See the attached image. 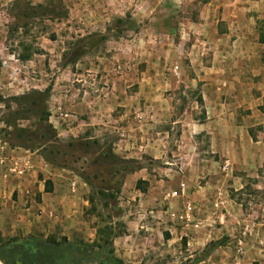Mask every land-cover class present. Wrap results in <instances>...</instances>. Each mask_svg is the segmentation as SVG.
Returning <instances> with one entry per match:
<instances>
[{
    "label": "rangeland",
    "instance_id": "rangeland-1",
    "mask_svg": "<svg viewBox=\"0 0 264 264\" xmlns=\"http://www.w3.org/2000/svg\"><path fill=\"white\" fill-rule=\"evenodd\" d=\"M210 1L0 0V143L31 154V200L48 189L57 213L43 219L18 199L21 177L0 176V232L51 231L93 250L88 264L99 226L111 232L108 264H264V101L255 111L240 85L264 62V20L242 22L249 38L233 42L235 24L206 18L222 11ZM112 87L118 104L99 105ZM40 111L54 142L40 137ZM106 148L134 150L141 165L112 200L95 188L109 184L95 162ZM211 240L221 243L203 254Z\"/></svg>",
    "mask_w": 264,
    "mask_h": 264
},
{
    "label": "crops",
    "instance_id": "crops-1",
    "mask_svg": "<svg viewBox=\"0 0 264 264\" xmlns=\"http://www.w3.org/2000/svg\"><path fill=\"white\" fill-rule=\"evenodd\" d=\"M245 1V0H244ZM247 4H240L239 5V2L235 3L234 2H227V1H217V0H212L210 1L209 3H207L209 6L213 7L214 6V9L216 8L217 10L220 9L219 7H221V13H216V11L214 13H211L209 14L207 17H209L211 19L210 22H213V23H217L218 21H225V23H229V24H235L234 25V31L237 30V32L233 33V34H229L227 36H230V37H234V39L236 40H232L233 42H236L237 40L238 41H245V40H248L249 37H247V35H244L243 33H241V27H242V22H244L243 24L246 25V24H249L250 23V19H252L253 21V18H254V21H256V25L257 24H260V22L262 20H264V3H262L261 0H255V1H245ZM207 5V6H208ZM212 24V23H210ZM223 37V35H219L218 38H221ZM254 41L257 45H264V41H261V38H259V36L257 37V35L254 36ZM222 39V38H221ZM230 39V38H229ZM225 40V38L223 39V41ZM226 51H224L223 49L221 51H219V55H224ZM250 55V54H249ZM260 56V55H259ZM258 56V57H259ZM250 65L246 64L245 61H242L240 62L239 64V69L238 71L240 70H243L242 72H248L249 70L251 71L252 69H249ZM253 81L250 80V82H242L243 84H240V85H244L245 89L247 90V92L251 91L252 90V98L255 100L254 102L256 103V106L258 107L257 109H255V111H259L260 112V106L262 105V102L264 101L263 99V96H264V81H263V77H264V62L261 61V59H258V63L257 65L254 64V67H253ZM248 77H246L247 79ZM128 85L126 84L125 85V89H127ZM115 87H112L110 88H107L109 91H108V95H107V99L104 102L102 101L99 105L101 104H109V103H112V104H118L117 102V96H115V93H116V90H114L112 92V90L114 89ZM228 88L230 89L231 88V85L228 86ZM91 90V89H90ZM84 93L83 95V99L86 97V95L88 96V93H89V90L88 89H84L82 91ZM91 92V91H90ZM127 92V90H126ZM128 94V93H126ZM130 97H128V95L126 96V103H128V99ZM259 100V101H258ZM87 102V100H84V106H83V112L84 113H88L89 116H86V118H95L97 120H99V117L101 116L102 113H104L103 111L101 112V110H95L94 108V105L96 104H93L94 102L91 101L92 103V106L88 105V104H85ZM127 105V104H125ZM85 106L88 107L90 110H88V112L86 111L85 109ZM255 106V108H256ZM94 108V110H93ZM216 116L218 119H223L226 114H227V109H226V106H224V101H222V104H221V108H219L217 111ZM84 120V118H83ZM125 142V140H124ZM125 147V145H123ZM213 147L217 146V144H213L212 145ZM115 153H119L117 150ZM142 153H144V150H142ZM136 153L134 152V150H127V151H124V150H120V154L121 156L123 157H126V158H131V157H134V158H138L137 155H135ZM23 155H26V154H23ZM27 159L29 160V165L31 166L29 168V170L23 174L22 176H20L21 178L18 179L20 180L18 182V199H22V198H25V201L28 202L29 198H30V203L33 204V206H36L38 207V210L40 211V216L44 218V214L46 213H55L57 214L56 212H54V208H51L49 207L46 202L44 201V197L47 196V195H50V193H48L47 191L44 192L41 190V188L39 187L38 188V191H40V194H39V197H40V202L39 203H34L33 200H31V195L33 194L32 193V186H33V182L31 181V179L27 176V175H30V173L32 172L33 170V162H32V159H31V154H27ZM143 169V168H142ZM141 169V170H142ZM1 173V171H0ZM132 173H129L127 174L125 177H127V180L129 179L128 177L131 176ZM126 179V178H125ZM1 181V179H0ZM41 186V184H39ZM26 191L27 194H23V191ZM24 191V192H25ZM25 196V197H24ZM39 216V217H40ZM57 216V215H55ZM38 217V216H37ZM50 225V224H49ZM18 228V227H17ZM20 229V228H18ZM33 228H29L28 230H31ZM35 230V229H33ZM37 231H41V230H37ZM42 232V231H41ZM43 233V232H42ZM46 233H50L53 235V232H45L43 234H46Z\"/></svg>",
    "mask_w": 264,
    "mask_h": 264
},
{
    "label": "flooded vegetation",
    "instance_id": "flooded-vegetation-1",
    "mask_svg": "<svg viewBox=\"0 0 264 264\" xmlns=\"http://www.w3.org/2000/svg\"><path fill=\"white\" fill-rule=\"evenodd\" d=\"M93 258V250L50 233L18 228L0 232V264H88Z\"/></svg>",
    "mask_w": 264,
    "mask_h": 264
},
{
    "label": "trees",
    "instance_id": "trees-1",
    "mask_svg": "<svg viewBox=\"0 0 264 264\" xmlns=\"http://www.w3.org/2000/svg\"><path fill=\"white\" fill-rule=\"evenodd\" d=\"M261 23V22H260ZM261 41H264V35L261 36ZM37 94H41L37 92ZM30 105L34 107H39V100L33 99ZM34 111V109H33ZM48 113L46 111H40V116L38 118V128L42 131L40 137L44 138L45 142H54L57 140L56 132L52 126L47 121ZM95 162L99 164L100 171L104 174V180L107 179L109 183L108 186L102 188L95 185L97 191L103 193L108 199H115L117 193L120 190L124 177L135 171L136 169L141 168L139 161L135 158H123L116 155L110 148L100 150L98 157L95 158ZM139 181V180H138ZM137 182V181H136ZM114 184V186H113ZM45 191H48V189ZM97 236H101L98 239L101 244L97 243V247L101 249L96 253L98 259V264H108L112 258L110 256V250L103 252V248H106L110 243V229L107 226H99L95 231ZM70 243V242H69ZM220 240H211L203 248V254L208 253L212 248L220 245ZM73 245V243H70ZM197 261V260H195Z\"/></svg>",
    "mask_w": 264,
    "mask_h": 264
},
{
    "label": "built area",
    "instance_id": "built-area-1",
    "mask_svg": "<svg viewBox=\"0 0 264 264\" xmlns=\"http://www.w3.org/2000/svg\"><path fill=\"white\" fill-rule=\"evenodd\" d=\"M228 162L227 160L222 161V169L227 168ZM31 166L29 165V160L27 159V155L22 156H14L12 154V150L6 148L4 144L0 143V176L2 178H6L7 176H22L25 174ZM75 186V182L71 180L69 182V187L73 189ZM171 197H175L177 194L176 190H172L168 193ZM190 209V206H186V211Z\"/></svg>",
    "mask_w": 264,
    "mask_h": 264
}]
</instances>
